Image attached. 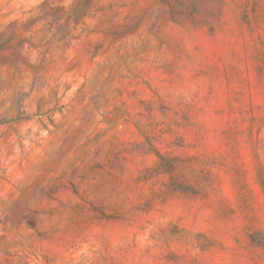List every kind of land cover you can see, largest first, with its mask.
Returning a JSON list of instances; mask_svg holds the SVG:
<instances>
[{
	"label": "rangeland",
	"instance_id": "obj_1",
	"mask_svg": "<svg viewBox=\"0 0 264 264\" xmlns=\"http://www.w3.org/2000/svg\"><path fill=\"white\" fill-rule=\"evenodd\" d=\"M0 264H264V0H0Z\"/></svg>",
	"mask_w": 264,
	"mask_h": 264
}]
</instances>
